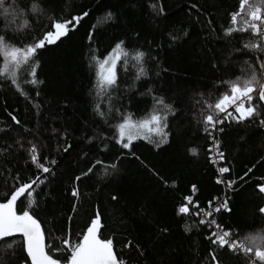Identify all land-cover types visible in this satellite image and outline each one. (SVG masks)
Listing matches in <instances>:
<instances>
[{
	"label": "trees",
	"instance_id": "16d2710c",
	"mask_svg": "<svg viewBox=\"0 0 264 264\" xmlns=\"http://www.w3.org/2000/svg\"><path fill=\"white\" fill-rule=\"evenodd\" d=\"M17 2L24 7L35 2L43 11L6 18L0 10V34L9 47L24 49L54 31L53 16L57 21L85 11L88 16L73 21L67 35L29 58L36 63L35 77L24 64L16 69L15 85L8 73L0 74V202H7L19 184L40 177L43 182L31 190L32 197L21 200L24 204L18 203L17 211L28 210L40 221L53 258L70 255L55 249L62 248L65 238L78 243L99 213L100 237L112 239L118 258L127 264H215L214 253L220 264H246L245 257L212 243L214 227L200 224L194 208L207 210L211 202L214 209L227 201L230 211H213L209 220L241 238L264 230L259 212L264 207L259 191L264 186V128L259 125L264 102L253 93L259 116L239 123L225 119L216 132L203 123L209 111L215 113L206 104L214 105L228 82L252 70L258 78L264 76V53L243 47L257 37L225 34L240 27L241 17L231 24L239 0ZM107 13L112 20L98 22ZM117 44L128 56L121 55L117 63L115 88L101 92L98 62ZM137 51L144 53L145 75H139L133 59ZM4 63L0 56V69ZM32 79L38 82L32 84ZM154 97L173 110L166 142L135 139L128 149L117 144L115 125L124 116L134 123L148 119L156 107ZM214 139L217 154H224L220 164L212 157ZM33 145L49 173L31 163ZM220 167L229 171L220 173ZM184 205L188 214L179 212ZM10 241L14 247L5 255L6 264H25L22 239Z\"/></svg>",
	"mask_w": 264,
	"mask_h": 264
},
{
	"label": "snow or ice",
	"instance_id": "6c2138e0",
	"mask_svg": "<svg viewBox=\"0 0 264 264\" xmlns=\"http://www.w3.org/2000/svg\"><path fill=\"white\" fill-rule=\"evenodd\" d=\"M155 9V5H152ZM239 10L231 13V24H238V17H241L239 23L240 27H230L226 30V35H231L233 32H251L255 37H258L256 41H250L245 43L243 47L249 50H255L257 52H264V3H250V0H239ZM0 10L4 17H19L27 16L29 14H36L38 11L42 12L37 3L32 2L27 7L18 4L17 0H0ZM162 11V9H160ZM88 16V12L85 11L79 15H75L68 21H57L53 16L52 28L54 31L49 30L42 39H39L34 45L27 46L22 49L20 47H9L4 35L0 34V56L3 57L5 63L0 74L8 73L12 78V83L17 84L16 81V69L21 64L27 66V72L32 76H36V63L32 60L29 63V58L34 57L38 49L45 47V44L51 45L61 37L67 35L70 31L69 24L73 21L78 24L80 20ZM112 20V14L107 13L104 17L98 18V22L107 23ZM119 53V54H116ZM116 53L113 54L107 60L99 63V72L97 87L101 92L113 89L116 86V62L121 59V55L127 58L128 53L123 51L121 44L116 45ZM144 53L137 51L133 59L139 65V75H145V69L143 67ZM247 63V61L245 62ZM260 68L264 69V59H261ZM38 81L32 79L31 83L36 84ZM228 90L222 94L214 103L206 104L209 110L215 109V113L209 111L207 115L203 117V123L207 128L211 127L216 129V125L222 124L225 119L235 120L237 123L253 117L259 116L258 108L253 104L254 96L259 101L264 102V76L258 78L256 71L252 70L247 73L242 79L237 77L234 81L228 82ZM17 87H19L17 85ZM154 105L152 113L148 119L142 120L139 123H134L130 116H124L123 122L115 125L118 138L116 143L120 144L123 148L128 149L135 139H146L149 142H154L157 145L165 143L167 139L168 115L172 113L170 105L166 104L163 98L154 97ZM247 104V106H246ZM264 107V104L261 105ZM229 109H232L231 111ZM224 114L219 116L218 114ZM103 115V113H101ZM16 120L15 116L12 117ZM19 123V121H17ZM260 127L264 128V119L259 120ZM220 131H223L221 128ZM211 135V132L209 133ZM155 136L158 139L153 141L152 137ZM218 146V145H217ZM67 150V149H65ZM31 163L40 170L42 173H49L51 169L41 163L38 159L37 148L33 145L30 150ZM218 156L223 159V152H219ZM55 163V161H51ZM100 163V161H97ZM114 169L115 164L111 165ZM89 172L92 171L90 168ZM229 169L227 167H220V173H227ZM87 174V173H85ZM77 180L80 177H76ZM43 182L39 176L31 181L23 182L16 186L11 193L10 199L6 203H0V264H6L5 255L10 252L14 247V242L7 240L6 238L13 237L19 234L22 237V247L26 251L25 264L30 260V264H127V261L123 258H118L114 252L113 240L100 238V229L102 227L100 217L97 215L95 219L91 221V225L87 228L86 234L82 236V239L78 243H71L69 239H62V248L58 247L55 251H61L70 253V255L53 258L52 255L46 251L45 233L42 230L41 223L38 219L34 218L30 211L24 210L22 214H17L16 203L19 198L25 196L32 197L33 193L30 191L33 185L37 182ZM218 183L220 181H217ZM229 187L232 186L229 182ZM261 193H264V186L259 188ZM76 190L72 191V196H77ZM116 199L115 196L112 197ZM191 203L190 198H186ZM34 200L28 204L31 207ZM24 204V201H21ZM196 209L195 214L202 217H213V211L219 213L221 209L230 211L227 201H223L218 207L212 210L200 209L198 205H194ZM209 208L211 209V202H209ZM181 214H188L189 207L187 205L179 208ZM259 212L264 214V207L259 209ZM200 224H205V219L199 220ZM210 228L216 229L210 232L212 243L217 245L220 249L226 250L230 254L240 255L246 258V264H264V230L258 229L254 232L244 233L242 238L239 232H233V230H225L220 224L216 222L214 218L207 221ZM236 238H233V237ZM50 247V246H49ZM14 255L15 253H11ZM215 264H220L214 253L211 257Z\"/></svg>",
	"mask_w": 264,
	"mask_h": 264
},
{
	"label": "built area",
	"instance_id": "2783aa9c",
	"mask_svg": "<svg viewBox=\"0 0 264 264\" xmlns=\"http://www.w3.org/2000/svg\"><path fill=\"white\" fill-rule=\"evenodd\" d=\"M257 39H258V37H257ZM264 53V52H263ZM230 111L232 110V109H229ZM224 114H222V116H223ZM217 128H218V125H216V129L214 130L215 132L217 131ZM214 145H213V150H212V157H213V159H214V161L217 163V164H220V162H221V159H220V157L218 156V154H217V152H216V142H215V139H214ZM188 203H189V201H187ZM190 204V203H189ZM207 210H212V208L210 209H207ZM201 218H203V219H205V221H206V223H207V221L209 220V217H202V216H200V219ZM216 230V229H215ZM241 256H243V254H240ZM244 257V256H243Z\"/></svg>",
	"mask_w": 264,
	"mask_h": 264
},
{
	"label": "water",
	"instance_id": "95a60500",
	"mask_svg": "<svg viewBox=\"0 0 264 264\" xmlns=\"http://www.w3.org/2000/svg\"><path fill=\"white\" fill-rule=\"evenodd\" d=\"M64 37V36H63ZM62 38V37H61ZM37 184V183H36ZM36 184H34L33 185V188L35 187V185ZM32 188V189H33ZM31 189V190H32ZM30 190V191H31ZM27 195V193H25V196ZM25 196H23V197H21V198H19L18 199V201H17V203H16V211H17V205H18V203L25 197ZM0 203H6V202H0ZM17 214H18V211H17ZM31 214V213H30ZM97 215H99V213H97ZM99 217H100V215H99ZM35 218V217H34ZM100 221H101V225H102V219H101V217H100ZM40 222V221H39ZM41 227H42V230L44 231V229H43V226H42V224H41ZM101 230H102V227H101V229H100V233H101ZM87 231V230H86ZM45 233V232H44ZM86 234V233H85ZM17 238H21L22 239V237L19 235V234H16L15 236H13V237H9V238H6L7 240H11V239H17ZM101 238V237H100ZM45 244H46V251H47V240H46V235H45ZM114 252H115V250H114ZM25 253H26V251H25ZM116 253V252H115ZM30 261V260H29Z\"/></svg>",
	"mask_w": 264,
	"mask_h": 264
},
{
	"label": "rangeland",
	"instance_id": "374dc122",
	"mask_svg": "<svg viewBox=\"0 0 264 264\" xmlns=\"http://www.w3.org/2000/svg\"><path fill=\"white\" fill-rule=\"evenodd\" d=\"M114 53H116V50L115 51H113V52H111L104 60H107V59H109L110 57H112L113 56V54ZM116 54H119V53H116ZM103 60V61H104ZM102 62V61H101ZM117 63H118V61L116 62V67H117ZM116 67H115V72H116ZM98 72H99V65H98Z\"/></svg>",
	"mask_w": 264,
	"mask_h": 264
}]
</instances>
